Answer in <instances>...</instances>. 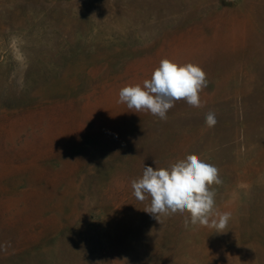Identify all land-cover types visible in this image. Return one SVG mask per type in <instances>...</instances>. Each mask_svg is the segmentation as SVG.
<instances>
[{
  "label": "rangeland",
  "instance_id": "374dc122",
  "mask_svg": "<svg viewBox=\"0 0 264 264\" xmlns=\"http://www.w3.org/2000/svg\"><path fill=\"white\" fill-rule=\"evenodd\" d=\"M163 58L206 73L199 108L117 102ZM189 154L224 233L133 195ZM0 264H264V0H0Z\"/></svg>",
  "mask_w": 264,
  "mask_h": 264
},
{
  "label": "clouds",
  "instance_id": "9594fccd",
  "mask_svg": "<svg viewBox=\"0 0 264 264\" xmlns=\"http://www.w3.org/2000/svg\"><path fill=\"white\" fill-rule=\"evenodd\" d=\"M21 43L17 36L9 38L13 56L19 61L25 59ZM206 86V73L199 65L191 62L181 64L163 58L150 79H145L142 85L122 87L117 102L126 104L135 113L148 112L166 120L168 111L177 101L184 100L189 106L199 108V94ZM216 122L215 114L207 113L206 125L212 127ZM221 183L216 166L201 160L196 154H189L167 168L144 166L142 176L131 181V188L138 201L150 198V204L144 211L158 222L161 215L187 214L185 227L190 223L224 233L231 213L216 210L215 191L210 190L213 184Z\"/></svg>",
  "mask_w": 264,
  "mask_h": 264
}]
</instances>
